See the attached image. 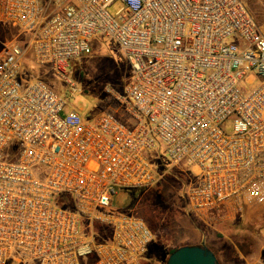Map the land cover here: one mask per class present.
Returning a JSON list of instances; mask_svg holds the SVG:
<instances>
[{"label":"built area","instance_id":"obj_1","mask_svg":"<svg viewBox=\"0 0 264 264\" xmlns=\"http://www.w3.org/2000/svg\"><path fill=\"white\" fill-rule=\"evenodd\" d=\"M0 20L26 37L0 57V264H141L153 233L111 203L161 178L149 157L161 146L192 176L184 196L201 222L264 206V35L242 0H0ZM98 36L128 65L123 90L104 92L133 126L62 117L51 86L21 77L28 52L70 84Z\"/></svg>","mask_w":264,"mask_h":264},{"label":"rangeland","instance_id":"obj_2","mask_svg":"<svg viewBox=\"0 0 264 264\" xmlns=\"http://www.w3.org/2000/svg\"><path fill=\"white\" fill-rule=\"evenodd\" d=\"M242 1L264 35V0ZM120 8L121 4L116 2L107 11L114 17ZM13 43L26 46L25 35L16 26L0 20V57ZM129 72L117 47L107 37L98 36L90 55L69 64L66 74L70 84L50 68L35 65L28 52L21 77L26 81L37 75L51 86L65 100L62 117L76 110L84 121L92 122L108 112L133 126L136 122L124 105L104 92L106 86L121 92ZM255 85L244 88L250 90ZM224 131L232 132L231 121L225 124ZM149 157L161 178L147 188H116L111 203L112 210L140 216L153 233L141 264H165L169 254L181 246H205L212 250L219 264H264V206L249 203L241 215L203 223L187 208L184 191L193 181L189 171L183 166H171L162 146L150 152Z\"/></svg>","mask_w":264,"mask_h":264},{"label":"water","instance_id":"obj_3","mask_svg":"<svg viewBox=\"0 0 264 264\" xmlns=\"http://www.w3.org/2000/svg\"><path fill=\"white\" fill-rule=\"evenodd\" d=\"M165 264H219L215 254L205 246H181L173 251Z\"/></svg>","mask_w":264,"mask_h":264},{"label":"trees","instance_id":"obj_4","mask_svg":"<svg viewBox=\"0 0 264 264\" xmlns=\"http://www.w3.org/2000/svg\"><path fill=\"white\" fill-rule=\"evenodd\" d=\"M125 61V60H124ZM126 62V61H125ZM58 204L62 207H71L73 205L72 200L70 198H68L67 196H61L58 199ZM175 251V250H174ZM173 252V251H172ZM171 252V253H172ZM170 253V254H171ZM169 254V255H170Z\"/></svg>","mask_w":264,"mask_h":264},{"label":"crops","instance_id":"obj_5","mask_svg":"<svg viewBox=\"0 0 264 264\" xmlns=\"http://www.w3.org/2000/svg\"><path fill=\"white\" fill-rule=\"evenodd\" d=\"M212 251V250H211Z\"/></svg>","mask_w":264,"mask_h":264}]
</instances>
